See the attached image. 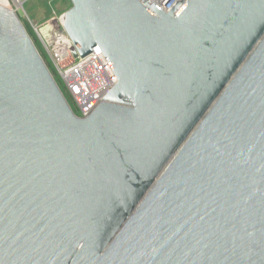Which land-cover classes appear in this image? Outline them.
Segmentation results:
<instances>
[{"label": "water", "instance_id": "95a60500", "mask_svg": "<svg viewBox=\"0 0 264 264\" xmlns=\"http://www.w3.org/2000/svg\"><path fill=\"white\" fill-rule=\"evenodd\" d=\"M71 2L86 119L0 4V264H264V0Z\"/></svg>", "mask_w": 264, "mask_h": 264}, {"label": "built area", "instance_id": "2783aa9c", "mask_svg": "<svg viewBox=\"0 0 264 264\" xmlns=\"http://www.w3.org/2000/svg\"><path fill=\"white\" fill-rule=\"evenodd\" d=\"M5 1L17 14L24 5L21 0ZM138 1L142 2L143 0ZM144 1L149 5L154 3L163 12L169 13L179 2L188 0ZM28 23L46 53L50 66L44 60L46 65L52 69L53 72L49 68L59 88L61 89L60 84L63 86L61 91L65 97L67 96L66 99L74 115L80 119L88 118L101 103L105 102L103 99L117 85L102 55L90 56L82 61L79 57L75 58L74 47L60 21L57 25L49 23L42 28H36L30 21Z\"/></svg>", "mask_w": 264, "mask_h": 264}, {"label": "rangeland", "instance_id": "374dc122", "mask_svg": "<svg viewBox=\"0 0 264 264\" xmlns=\"http://www.w3.org/2000/svg\"><path fill=\"white\" fill-rule=\"evenodd\" d=\"M21 1L24 3V5L23 8H21L18 13L20 19L26 22L30 21L36 28H42L48 25L49 23H53L57 25L59 22V18H61L68 10L72 8L71 0H21ZM3 2L5 5L6 1ZM41 48L46 57V53L42 46ZM60 87L63 90V86L61 84Z\"/></svg>", "mask_w": 264, "mask_h": 264}, {"label": "trees", "instance_id": "16d2710c", "mask_svg": "<svg viewBox=\"0 0 264 264\" xmlns=\"http://www.w3.org/2000/svg\"><path fill=\"white\" fill-rule=\"evenodd\" d=\"M21 21L23 22V24H24V26H25L27 32L29 33V35H30V37L32 38L34 44L36 45V47H37L39 53L41 54V56L43 57V59L46 61V63L48 64V66H50V65H49V62L47 61V58L45 57V54H44V52H43V50H42V48H41V46H40V43L38 42V39H37V37H36V35H35L33 29L31 28V26L29 25L28 22H26V21H24V20H22V19H21ZM49 68H50V67H49ZM50 70L52 71L51 68H50ZM52 72H53V71H52ZM66 97H67V96H66Z\"/></svg>", "mask_w": 264, "mask_h": 264}, {"label": "bare ground", "instance_id": "6f19581e", "mask_svg": "<svg viewBox=\"0 0 264 264\" xmlns=\"http://www.w3.org/2000/svg\"><path fill=\"white\" fill-rule=\"evenodd\" d=\"M3 1H5V0H0V4L1 5H4V2ZM5 6L9 7L7 3L5 4Z\"/></svg>", "mask_w": 264, "mask_h": 264}]
</instances>
